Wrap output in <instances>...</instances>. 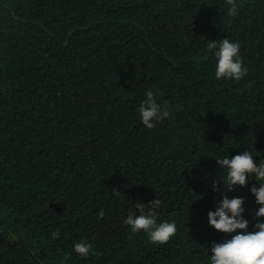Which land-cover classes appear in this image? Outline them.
<instances>
[{
    "label": "trees",
    "instance_id": "1",
    "mask_svg": "<svg viewBox=\"0 0 264 264\" xmlns=\"http://www.w3.org/2000/svg\"><path fill=\"white\" fill-rule=\"evenodd\" d=\"M237 3L0 0V264H210L231 238L208 224L222 195L244 198L253 230L257 181L213 191L217 158L264 159V0ZM224 38L239 81L215 78ZM149 89L171 107L154 129ZM156 198L177 227L163 244L124 223Z\"/></svg>",
    "mask_w": 264,
    "mask_h": 264
},
{
    "label": "clouds",
    "instance_id": "2",
    "mask_svg": "<svg viewBox=\"0 0 264 264\" xmlns=\"http://www.w3.org/2000/svg\"><path fill=\"white\" fill-rule=\"evenodd\" d=\"M227 15H233L238 8L237 0H226ZM214 50L215 78L217 80L243 79L248 72L240 55L239 42L224 38L208 45ZM139 119L147 129H154L171 116V107L167 101L158 102L157 94L147 90L145 98L139 108ZM218 167L224 175L219 181L213 182V191L221 192L220 183L226 192L234 191L237 187H245L250 180L258 182L259 187L252 185L250 191L259 206L255 212L253 230H249L250 221L245 217L246 211L243 197L229 198L222 195L214 211L207 213L208 224L215 230L230 235L231 238L223 242H214L210 249V264H264V159L257 163L250 150L231 155V157L217 158ZM162 201L154 199L146 206L137 203L139 214L130 213L124 223L130 226L133 233L143 231L153 243L163 244L175 236L177 227L175 222L159 221L157 210ZM103 216V212L100 213ZM234 234V235H232ZM73 250L81 258L94 254L91 243L81 240L73 245Z\"/></svg>",
    "mask_w": 264,
    "mask_h": 264
}]
</instances>
